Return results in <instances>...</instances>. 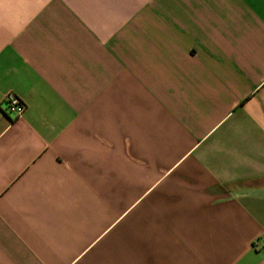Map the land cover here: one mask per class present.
<instances>
[{"label": "crops", "instance_id": "obj_1", "mask_svg": "<svg viewBox=\"0 0 264 264\" xmlns=\"http://www.w3.org/2000/svg\"><path fill=\"white\" fill-rule=\"evenodd\" d=\"M0 264H264V0H0Z\"/></svg>", "mask_w": 264, "mask_h": 264}, {"label": "built area", "instance_id": "obj_2", "mask_svg": "<svg viewBox=\"0 0 264 264\" xmlns=\"http://www.w3.org/2000/svg\"><path fill=\"white\" fill-rule=\"evenodd\" d=\"M4 105L7 110L15 111L17 116H22L25 112V104L15 95L9 94L4 100Z\"/></svg>", "mask_w": 264, "mask_h": 264}]
</instances>
